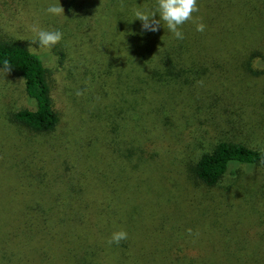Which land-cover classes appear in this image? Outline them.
I'll use <instances>...</instances> for the list:
<instances>
[{"label":"trees","instance_id":"16d2710c","mask_svg":"<svg viewBox=\"0 0 264 264\" xmlns=\"http://www.w3.org/2000/svg\"><path fill=\"white\" fill-rule=\"evenodd\" d=\"M10 1L26 6L44 0ZM61 2H66L70 13L65 22L69 45L61 55L69 56L71 48L81 52V63L69 69L66 80L81 83L88 92L98 84L101 76L97 74L106 60H112L113 107L103 110L97 101L108 92H91L88 99L90 109H96L106 124L102 136L107 148L98 147L94 139L82 143L79 123L63 126L54 73L44 56L23 41L0 36V67L5 61L11 67L8 73L2 72L21 79L28 98L26 107L8 112L0 123V180L10 184L11 194L5 193L19 208L2 212L0 264H241L228 254L229 248L222 250L224 260L219 248L196 240L198 231L178 207L158 223L161 226L151 221L157 209L156 201L150 199L153 193L145 188L150 175L147 166H153L151 183L165 185L160 167L146 157L144 146L157 145L153 133L175 136L180 117L186 118L179 108L185 89L202 82L207 72L212 76L215 63L209 60L210 52L241 45L245 52L264 56L258 50L264 48V2L198 0L195 19L181 27L183 40L175 39L163 26L158 32L143 33L141 21H133V9H153L156 0ZM226 13L228 28L223 24ZM200 22L206 25L204 32L196 31ZM72 92L71 110L77 113L76 105H81ZM9 139L20 142L15 143V154L3 151L2 140ZM22 148L24 156H20ZM154 155L152 161L160 152ZM261 165L264 147L221 140L192 161L188 172L213 188L241 166ZM134 199L136 207L131 210L128 205ZM129 211L133 223L121 218ZM177 229L180 237L184 234L183 244L176 240ZM119 230H125L128 239L108 245V238Z\"/></svg>","mask_w":264,"mask_h":264},{"label":"rangeland","instance_id":"374dc122","mask_svg":"<svg viewBox=\"0 0 264 264\" xmlns=\"http://www.w3.org/2000/svg\"><path fill=\"white\" fill-rule=\"evenodd\" d=\"M61 1H33L24 6L18 2L13 4L10 0H0V36L15 38L30 45V40L36 38L30 31V26L34 23L41 29H59L63 32L62 41L58 46L55 45L58 47L56 51L54 47L40 49L37 44H33L31 49L44 56L46 66L54 73L56 98L65 116L63 126L79 123L78 136L82 143L86 144L90 139H94L98 147L107 148L102 136L105 133L102 126L106 124L98 118L99 112L96 109H90L88 99L91 92H108L105 98H100L102 101L96 100L102 103L103 110L113 107V77L109 75L112 60L103 62L105 68L97 74L101 76L98 84L88 92L81 89V83L73 84L66 80L65 75L69 69L81 63V52L76 53V49L71 48V54L64 59L61 55V50H66L69 45L65 22L68 21L70 13L65 10V15L53 17L44 11L49 4L56 3H60L65 9L66 2ZM225 20V27H230L227 13L223 22ZM84 50L87 51V48ZM245 50L246 48L240 45L237 49H221L209 53L211 64L215 63L212 76L207 72L202 82L185 89L184 101L179 108L186 118L182 119L177 114L181 124L174 132L175 136L165 133L166 136L162 138L159 132L153 133L157 145L147 143V146H144L146 157L155 167H160L159 174L165 185L164 189L160 184L156 186L151 183L153 166H147L146 171L150 175L145 188L153 193L150 199L156 201L154 209H157V213L153 214L151 220L156 226H161L158 223H163V219L170 217L173 208L178 207L182 213L188 214L189 223L195 227L196 233L198 231L196 240L199 238L210 247L219 248L221 254L222 250L229 248L227 252L241 264H264V165L250 168L241 166L234 174L228 173L218 186L213 188L203 186L188 172V165L192 161L195 162L204 150L221 140L243 142L254 148L264 147V56L258 57L256 52ZM258 50L264 54V48ZM97 54L101 53L91 55L95 57ZM98 57L101 60L100 55ZM83 73L84 70L81 69V74ZM71 90H74L73 97L76 96L81 105L80 108L75 104L79 110L77 113L71 110ZM27 104L24 82L19 78L7 77L0 71V123H3L2 118L8 112L26 107ZM2 142L5 144L3 151L8 152L10 149L11 154L16 152L15 143L20 144L12 139ZM72 146L73 144H70L68 148L71 150ZM156 151L160 152V155L152 161L151 157H155ZM24 153L25 149L22 148L20 156H24ZM62 160L61 157L59 161ZM146 171L143 172V177H147ZM7 187L9 188L10 184L5 185L0 180V239L4 237L2 212L19 209L12 204L13 199L8 198L9 195L5 193V190L8 191ZM8 193L11 194L9 191ZM130 203L128 208L132 210L137 202L134 199ZM146 207L149 205L146 204ZM130 211L121 218L133 223ZM179 230H176V240L183 244L184 234L180 237ZM166 231L169 230L164 232ZM223 258L225 260V254Z\"/></svg>","mask_w":264,"mask_h":264},{"label":"clouds","instance_id":"9594fccd","mask_svg":"<svg viewBox=\"0 0 264 264\" xmlns=\"http://www.w3.org/2000/svg\"><path fill=\"white\" fill-rule=\"evenodd\" d=\"M49 16L58 17L65 15V9L60 3L49 4L44 10ZM199 11L198 0H156L155 7L149 8H135L133 9V21H141V30L143 33L158 32L163 26L167 32L171 33L175 39L183 40L184 33L181 27L188 21L194 20L193 13ZM157 15L159 19H156ZM206 25L203 22L196 24L197 32H204ZM30 31L34 33L35 39L30 40L29 48L33 44H37L40 49H50L51 47L60 43L63 39V32L59 29L45 30L41 29L38 24L30 26ZM11 67L4 62L0 71L9 72ZM128 239V233L125 230L115 231L108 238V245H119L121 241Z\"/></svg>","mask_w":264,"mask_h":264}]
</instances>
